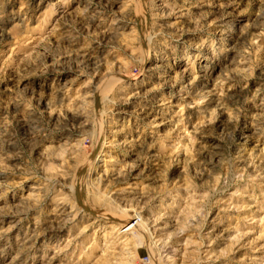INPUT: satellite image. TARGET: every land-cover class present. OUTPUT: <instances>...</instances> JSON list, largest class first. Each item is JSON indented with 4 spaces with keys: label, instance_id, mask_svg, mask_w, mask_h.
Listing matches in <instances>:
<instances>
[{
    "label": "rangeland",
    "instance_id": "1",
    "mask_svg": "<svg viewBox=\"0 0 264 264\" xmlns=\"http://www.w3.org/2000/svg\"><path fill=\"white\" fill-rule=\"evenodd\" d=\"M149 263L264 264V0H0V264Z\"/></svg>",
    "mask_w": 264,
    "mask_h": 264
},
{
    "label": "bare ground",
    "instance_id": "2",
    "mask_svg": "<svg viewBox=\"0 0 264 264\" xmlns=\"http://www.w3.org/2000/svg\"><path fill=\"white\" fill-rule=\"evenodd\" d=\"M111 81H113V83H114V82H117L118 80H111ZM105 91L107 92V90H105ZM59 92H60V90H59ZM91 162H92V160L89 158L88 161L86 160L85 166H87L89 164L91 165L92 164ZM119 218L123 222H126V221L129 220L128 221V224L123 228V230H124V236H126V237H128V236L132 237V240L135 243H137L138 241H140L141 240L140 238H142V237L144 239V236L140 237V235L139 236L137 235V234H139L138 232L140 230H142V228H144V225H145V222H144L143 218L141 216H139L138 213H134L133 215H130L129 213H127L126 211H124V212H122V215ZM149 264H152V263H149Z\"/></svg>",
    "mask_w": 264,
    "mask_h": 264
}]
</instances>
